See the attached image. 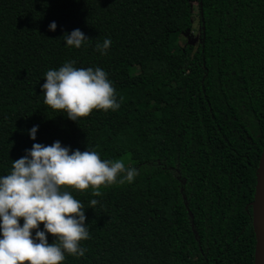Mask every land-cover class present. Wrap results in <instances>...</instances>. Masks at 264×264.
Wrapping results in <instances>:
<instances>
[{
	"label": "trees",
	"instance_id": "obj_1",
	"mask_svg": "<svg viewBox=\"0 0 264 264\" xmlns=\"http://www.w3.org/2000/svg\"><path fill=\"white\" fill-rule=\"evenodd\" d=\"M195 11L200 40L182 43ZM76 28L89 39L65 47ZM67 60L103 69L120 107L74 122L45 105L43 74ZM56 140L137 170L98 196L68 189L89 238L61 264H253L264 0H0V175L33 143Z\"/></svg>",
	"mask_w": 264,
	"mask_h": 264
},
{
	"label": "clouds",
	"instance_id": "obj_2",
	"mask_svg": "<svg viewBox=\"0 0 264 264\" xmlns=\"http://www.w3.org/2000/svg\"><path fill=\"white\" fill-rule=\"evenodd\" d=\"M47 27L54 31L55 21ZM62 38L65 47L76 49L89 39L79 28ZM110 44L104 38L94 50L105 55ZM40 89L45 105L74 122L94 109L120 107L107 73L100 67H76L74 60L48 69ZM37 128L28 129L30 139L35 140ZM136 175L134 167L119 159L102 160L87 146L81 151L59 140L33 143L25 155L12 160L7 174L0 175V264H61L65 254L83 256L86 249L80 242L89 238L85 208L68 189L90 188L98 196L101 186L132 183ZM97 203L91 199L89 208Z\"/></svg>",
	"mask_w": 264,
	"mask_h": 264
},
{
	"label": "water",
	"instance_id": "obj_3",
	"mask_svg": "<svg viewBox=\"0 0 264 264\" xmlns=\"http://www.w3.org/2000/svg\"><path fill=\"white\" fill-rule=\"evenodd\" d=\"M190 29L186 33L189 34ZM252 206V226L255 233L254 263L264 264V146L256 169V187ZM193 218V214L190 211Z\"/></svg>",
	"mask_w": 264,
	"mask_h": 264
},
{
	"label": "rangeland",
	"instance_id": "obj_4",
	"mask_svg": "<svg viewBox=\"0 0 264 264\" xmlns=\"http://www.w3.org/2000/svg\"><path fill=\"white\" fill-rule=\"evenodd\" d=\"M197 2H195L196 4ZM192 27L194 28L193 31H189V34L186 33L187 31L182 33L180 37L181 42H184V37H186V41H190L191 44L196 45L197 42L200 40L201 33L199 32L200 23H199V15L195 11V17L193 16Z\"/></svg>",
	"mask_w": 264,
	"mask_h": 264
}]
</instances>
